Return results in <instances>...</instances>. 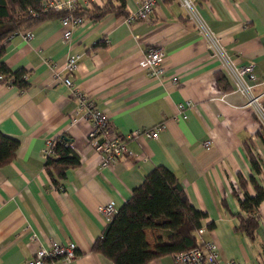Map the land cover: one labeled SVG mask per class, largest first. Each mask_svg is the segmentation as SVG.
<instances>
[{"label": "crops", "instance_id": "obj_1", "mask_svg": "<svg viewBox=\"0 0 264 264\" xmlns=\"http://www.w3.org/2000/svg\"><path fill=\"white\" fill-rule=\"evenodd\" d=\"M139 2L126 0V10L132 12ZM194 3L226 57L238 66L253 65L251 93L264 105V0ZM63 31L60 19L39 22L27 30L29 39L23 33L12 36L2 58L10 71H27L28 87L0 84V135L17 141L14 158L0 167V264H25L48 238L75 244L77 256L68 264H111L90 251L106 224L98 208L111 201L118 210L155 167L171 172L189 204L205 214L201 241L213 243L223 260L264 264V202L250 240L236 230L239 210L229 192L236 174L246 180L252 173L246 147L258 159L256 179L264 190V137L256 136L254 108L233 91L179 3L154 0L148 20L131 25L111 14L96 22L83 18L68 42L61 40ZM153 46L164 51L157 78L139 67ZM72 56L71 88L105 113L110 133L124 144L125 154L111 167L99 166L83 103L71 88L53 82V72L66 75L63 64ZM219 70L227 92L212 78ZM154 127H161L154 139H125L134 130ZM59 135L70 139L79 166L66 171L57 190L43 172L41 154ZM208 224L212 229L206 230ZM143 233L153 251L158 231ZM147 264L174 262L165 255Z\"/></svg>", "mask_w": 264, "mask_h": 264}, {"label": "trees", "instance_id": "obj_2", "mask_svg": "<svg viewBox=\"0 0 264 264\" xmlns=\"http://www.w3.org/2000/svg\"><path fill=\"white\" fill-rule=\"evenodd\" d=\"M110 14L125 18L129 14L126 0H101L91 4L89 9L77 3L72 12L73 16L93 22ZM65 15L66 12L44 9L41 0H0V84L20 91L28 87L27 71H10L3 64L9 39L39 22L61 19ZM212 78L220 90H230L220 70L213 72ZM255 120L259 125L256 133L259 137L264 131L256 117ZM16 148L17 141L0 135V167L14 158ZM246 154L252 173L246 180L236 174V185H230L229 192L239 210L235 215L238 221L236 230L252 240L257 228L258 208L264 202V190L256 179L261 172L258 159L247 147ZM78 166L79 158L72 150L69 138L59 135L50 141V154L45 157L42 169L55 189L62 188L66 171ZM248 188L252 193H248ZM204 219L205 214L189 204L180 183L171 172L163 167H155L106 222L99 237L92 242L90 251L111 264H147L160 256H172L196 247L199 238L197 231ZM205 228L212 229V224ZM145 229H155L159 233L153 251H149L145 241Z\"/></svg>", "mask_w": 264, "mask_h": 264}, {"label": "built area", "instance_id": "obj_3", "mask_svg": "<svg viewBox=\"0 0 264 264\" xmlns=\"http://www.w3.org/2000/svg\"><path fill=\"white\" fill-rule=\"evenodd\" d=\"M101 0H41L44 9L54 11L66 12V15L60 19L64 31L61 34V40L68 42L70 40L71 31L74 27L82 23V19L73 16L72 12L75 10L77 3L82 7H89L93 3H98ZM180 7L185 11L187 18L195 24L196 31L203 39L205 48L211 51L214 56L219 59L222 70L229 78L234 92L245 97L247 105L254 108L256 117L262 129H264V105L259 102L257 97L251 93V89L255 82V75L253 65H236L233 60L226 57L224 52L220 49L219 37L209 32L206 25L199 18L196 12V5L194 0H176ZM154 6V0H140L136 8L129 12L123 18V22L131 25L137 22L147 21ZM24 39H29V33H23ZM164 58L163 48L160 46H153L145 52L142 60L139 62V67L146 71L150 77L157 78L161 73V63ZM76 57H67L63 64V70L66 75L62 78L57 76L56 72L52 73L53 82H60L64 86L71 88V83L68 76L75 70ZM55 71V64L53 65ZM1 78V77H0ZM75 98L83 103L85 107V118L90 121L92 132L90 140L93 150L99 157V166L101 168L111 167L112 164L123 157L126 150L123 142H120L116 135L110 133V125L107 116L104 112L94 109L92 103L87 97L81 93H74ZM161 127H154L152 130L137 129L129 133L125 139L137 140L139 138L154 139L157 137ZM264 133V132H263ZM264 137V134H263ZM124 139V140H125ZM96 140H99L96 142ZM207 144V143H204ZM50 154V141L46 143L42 151V157L45 159ZM44 161V160H43ZM259 165V164H258ZM117 210L113 202L108 201L98 208V214L106 222H108ZM205 229L200 227L197 231L198 241L196 247L179 254L171 256L174 264H237L232 260H223L218 253L217 247L211 242H203L200 237ZM31 239H35L31 235ZM77 256V250L74 243H58L53 239L48 238L45 243L39 245L32 253L31 257L25 264H68L72 262Z\"/></svg>", "mask_w": 264, "mask_h": 264}, {"label": "rangeland", "instance_id": "obj_4", "mask_svg": "<svg viewBox=\"0 0 264 264\" xmlns=\"http://www.w3.org/2000/svg\"><path fill=\"white\" fill-rule=\"evenodd\" d=\"M264 123V122H263ZM263 131H264V129H263Z\"/></svg>", "mask_w": 264, "mask_h": 264}]
</instances>
